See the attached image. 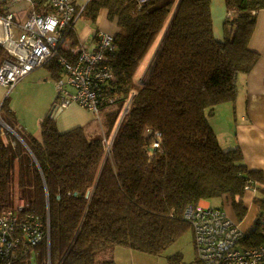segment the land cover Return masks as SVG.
<instances>
[{
	"label": "trees",
	"instance_id": "1",
	"mask_svg": "<svg viewBox=\"0 0 264 264\" xmlns=\"http://www.w3.org/2000/svg\"><path fill=\"white\" fill-rule=\"evenodd\" d=\"M224 2L223 40L213 34L210 0L76 4L83 16L104 11L115 25L113 78L87 125L58 130L50 114L60 107L57 93L41 140L6 121L28 148L14 140L15 153L0 127V211L23 200L49 228V238L12 264L32 255L38 264H95L116 245L160 255L191 228L184 212L200 200L221 198L239 220L246 216L245 186L263 183V172L248 168L240 148H221L207 114L236 102L239 75L258 62L248 45L264 0ZM74 26L71 46L80 42ZM45 65L55 81L63 76L56 59ZM254 201L261 211L244 235L248 248L264 241V198Z\"/></svg>",
	"mask_w": 264,
	"mask_h": 264
},
{
	"label": "built area",
	"instance_id": "2",
	"mask_svg": "<svg viewBox=\"0 0 264 264\" xmlns=\"http://www.w3.org/2000/svg\"><path fill=\"white\" fill-rule=\"evenodd\" d=\"M10 1L26 2L29 9L19 21L12 12L0 15V44L6 54L0 65V85L8 92L36 68L56 59L63 70V76L56 80L60 108L77 104L97 116L104 99L102 87L113 78L108 61L114 51L113 34L100 30L94 32L92 42L85 45V38L71 46L69 32L77 13L83 12V6L77 9L75 0ZM14 28L19 30L16 38ZM0 127H5L1 116ZM251 190L255 191L254 182L248 180L245 191ZM184 218L193 231L195 251L202 264H264V241L255 247L243 246L246 232L223 208L190 204ZM262 229L264 235V222ZM46 238L48 224L28 211L23 200L0 211V264H12Z\"/></svg>",
	"mask_w": 264,
	"mask_h": 264
},
{
	"label": "rangeland",
	"instance_id": "3",
	"mask_svg": "<svg viewBox=\"0 0 264 264\" xmlns=\"http://www.w3.org/2000/svg\"><path fill=\"white\" fill-rule=\"evenodd\" d=\"M87 1L88 0H75V4L85 5ZM225 18L222 24V35L217 36L215 34L217 30L215 26V20H213L211 13L213 34L217 40H223L225 37ZM74 25V29L77 32V37L80 40V43L86 38L84 42L85 45L88 42L93 41L92 38L94 32H98L101 30L103 32L110 33L107 30H110V28L113 27L112 22H109V20L106 18V14L104 11H101V13H99L96 20H92L86 15L83 16L81 13H77ZM17 36L18 31H15L13 37L16 38ZM48 70L49 68L46 65H42L36 68L33 73L19 80L10 91L5 93L3 100L5 102V105L4 109L0 113L1 119L3 117L5 119V121L2 119L4 125H8L7 122H10V124H12V126L19 131H21V129L19 128L20 125L21 127H26L28 129L29 127L37 128L38 126H40L39 121L47 113L46 111L51 101L50 95L52 91L54 92L53 99L58 92L56 81L51 77ZM143 70H145V67L143 68ZM46 78L47 80H45ZM98 115H100V113ZM208 117L209 114H207V119ZM9 127L14 130L11 126ZM3 130L10 133L11 137L9 141L14 148L15 153H19V151L21 152V148H16L14 140L18 141L21 146L26 148L23 141L20 140V136L19 138L16 137L12 132L8 131L6 127H4ZM215 130L217 131L215 134L218 144L223 150L229 149L223 148L222 146L223 143L225 145L230 142L231 137L225 140H223L222 138V133H228L229 131H224L218 126H215ZM254 186L255 191H248L244 195V202L248 208V212L242 220H239L235 216L232 208L228 204H226L223 199H210L208 201H210L212 206H222L228 216H230L234 221L241 223L242 229L245 232L251 231L253 229V220L256 217L257 213L261 211L259 205H257V203L254 201V197L256 196L257 199L264 198V182L261 184L256 183ZM105 262H110L111 264H202L197 258L193 241V231L191 228H188L181 236L174 240L168 247H166V249H164V251L160 255L143 253L125 245H116L98 252L95 264H104ZM22 264L38 263L35 260L34 255H32L29 258L25 259Z\"/></svg>",
	"mask_w": 264,
	"mask_h": 264
},
{
	"label": "crops",
	"instance_id": "4",
	"mask_svg": "<svg viewBox=\"0 0 264 264\" xmlns=\"http://www.w3.org/2000/svg\"><path fill=\"white\" fill-rule=\"evenodd\" d=\"M225 8L224 0H211L210 9L212 18L215 20L217 29L215 34L217 36L222 35L223 20L228 15ZM28 9L29 5L26 2L12 3L10 0H0V15L12 12L16 21L24 19L28 13ZM13 31H18L19 33L17 28H14ZM107 31L112 34L115 31V25ZM2 35V26L0 24V38H3ZM0 46L3 48L1 44ZM248 46L259 53L260 58L258 62L249 73L239 75V91L236 102L222 103L216 106L215 112L209 115L208 122L215 133L217 132L215 126L224 131H229L228 133H222L223 140L231 137L229 143L225 145L223 143V148H240L244 162L248 168L261 170L264 175V9L257 13L256 25ZM48 71L50 72V70ZM5 93L6 88L0 85V105L4 100ZM50 96L51 101L47 108V113L52 108V104L56 102V96L53 99V91ZM94 117L92 112L81 108L77 104H70L62 108L61 112L57 115V128L63 132L77 126H84L91 122ZM19 128L41 140L40 126L37 128L29 127L28 129L20 125ZM199 202L203 205L211 206L208 200H200ZM238 224L242 228L241 223L238 222Z\"/></svg>",
	"mask_w": 264,
	"mask_h": 264
},
{
	"label": "water",
	"instance_id": "5",
	"mask_svg": "<svg viewBox=\"0 0 264 264\" xmlns=\"http://www.w3.org/2000/svg\"><path fill=\"white\" fill-rule=\"evenodd\" d=\"M61 110H62V108H60V107L52 108V110H50V114H51L52 116H57V115L61 112ZM4 126L8 129V131L12 132L16 137L19 138V135L17 134L16 131L12 130V129H11L8 125H6V124H5ZM20 140L23 141L22 139H20ZM23 143L25 144L24 141H23ZM25 146H26V148H28L26 144H25Z\"/></svg>",
	"mask_w": 264,
	"mask_h": 264
}]
</instances>
